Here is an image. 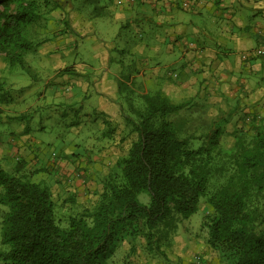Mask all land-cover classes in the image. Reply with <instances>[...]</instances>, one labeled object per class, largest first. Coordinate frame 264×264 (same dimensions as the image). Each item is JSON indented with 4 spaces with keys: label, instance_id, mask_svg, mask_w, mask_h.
<instances>
[{
    "label": "trees",
    "instance_id": "1",
    "mask_svg": "<svg viewBox=\"0 0 264 264\" xmlns=\"http://www.w3.org/2000/svg\"><path fill=\"white\" fill-rule=\"evenodd\" d=\"M61 7L57 0H0V55L10 69L28 70L26 54L51 39L47 21ZM126 92H119L120 117L133 139L102 178L91 208L63 222L49 186L30 181L20 164L9 172L0 167V262L113 264L125 244L120 264L140 247L163 256L179 220L204 200L205 243L222 264H264V124L222 134L225 117L197 135L190 102L161 90L135 102ZM66 197L61 201L76 200Z\"/></svg>",
    "mask_w": 264,
    "mask_h": 264
},
{
    "label": "crops",
    "instance_id": "2",
    "mask_svg": "<svg viewBox=\"0 0 264 264\" xmlns=\"http://www.w3.org/2000/svg\"><path fill=\"white\" fill-rule=\"evenodd\" d=\"M86 1L82 0V4ZM104 1L103 6L95 7L92 4L93 9L88 14L80 4L74 7L69 0H63L73 35L72 38H66L70 49H79V43L84 45L83 42L96 32L101 38L92 51L89 48L85 50L82 46L80 53L92 54L93 57L98 55L95 58L103 64L97 77L92 73L97 67L85 60L70 64L59 62L70 51L66 43L56 46L51 42L59 41L60 35L43 43V48L39 49V46L31 55L30 63L25 59L28 69L25 71L32 79H37L39 74L49 73V77L54 78L53 83L60 84L52 93L51 90L46 95L44 92L39 93L38 102L51 97L54 104H59L58 107L68 105L75 114L83 109L86 116L96 122V134L92 139L94 143L86 144L87 155L65 150L57 164L55 162L61 172L72 177L71 185L67 188L55 184L57 190L66 195L74 194L76 198L82 188L85 192L87 184L80 185V182L88 181L93 174L88 170L77 171L76 166L81 167V163L84 166L90 165L89 156L106 159L108 150L100 149L98 144L99 151L96 153L95 143L99 138L108 137L105 135V120L109 117L120 118L119 92L125 87L143 92L161 90L175 100L191 95L206 103H216L221 107L220 111L227 113L225 116L229 118L230 131L246 130L254 125L264 124V56H242L246 50L264 44V0H189L186 8L179 5L183 0ZM117 24L121 30L133 26L143 38L139 46L140 59L132 69L135 74L124 78L116 70L117 59L111 57L110 49L113 47L104 44L107 43L105 39L116 40L119 37L115 32ZM145 24L149 26L146 29L149 32L147 35L139 28ZM76 35L78 40H75ZM125 38L129 39V35ZM88 50L89 53L85 52ZM111 60L115 63L112 73L109 66L103 68ZM31 66L34 71H31ZM134 77H137L135 84ZM14 84L17 83L8 82V86ZM92 89L97 95L92 94ZM94 96L96 102L92 101ZM5 100L7 106L0 104V114L10 108L9 118L20 121L12 127L16 133L12 134L9 145L0 143V167L13 171L15 165L20 164L34 172L36 169L33 166L41 164V161L45 168L47 157H40L41 142L33 141L29 131L33 128L42 132L47 124L22 123L26 118V109L17 107L15 103L23 99ZM14 107L17 109H13ZM37 109L32 110L34 114L39 111ZM67 112L64 108L60 117H64ZM97 115L103 117L102 122H98ZM74 124L77 122H69V125ZM76 155H79L78 158ZM48 179L53 181L51 177ZM142 241L139 240L140 244ZM141 251V247L137 248L126 264H161L157 258H148Z\"/></svg>",
    "mask_w": 264,
    "mask_h": 264
},
{
    "label": "rangeland",
    "instance_id": "3",
    "mask_svg": "<svg viewBox=\"0 0 264 264\" xmlns=\"http://www.w3.org/2000/svg\"><path fill=\"white\" fill-rule=\"evenodd\" d=\"M59 1L61 2L60 4L62 7L53 11L49 15L46 33L48 37H51V39L60 35L61 39H59V41L54 42V40H52L51 42H53L54 45L56 44V46L66 43V47L70 49V43H68V40L66 38L73 37L72 30L68 24V17L65 6L66 4H64L65 1ZM69 1L74 7H77L80 4V7H84V12L88 14H90V11H92L93 9L92 4H95V7H97L103 6V2H105L104 0H87L86 2H83L84 4H82V0ZM110 24L112 26V23ZM148 27L149 26L147 24L139 26L140 29H143L145 31L146 35L149 33L148 30H146L148 29ZM115 32L119 34V37L116 38V40L110 38L105 39L107 43L104 44L113 47L112 49H110L111 57L112 59H117V64L114 63L116 65V70L117 72H119L118 74L122 78H124L128 77L129 75L135 74L132 69L136 66L135 62L140 59L139 46L140 42L143 41V38L138 35V31H135V28L133 26L129 29L123 28L121 30L119 28V25L117 24L115 26ZM98 35L99 34L96 32L93 37H89L83 42L84 45H82V42H80L78 45L79 49H70L67 55L64 56V60L59 62L70 64L73 61H75L76 63L77 61L85 60L93 67H97L96 70L92 71L93 75L97 77L100 74L101 66L103 64L102 62H98V59L95 58L98 57V55H95L93 57L92 54L81 55L80 53H82V46L85 47V50L86 48H89L90 50L92 48H95L101 41L99 40L100 37ZM127 35H129V39L125 38L127 37ZM75 40H78L77 35L75 37ZM49 42L47 43V46ZM41 48H43V46H40L39 49ZM90 50L85 52L89 53ZM58 53L59 55H61L60 52ZM33 54L34 52L27 53L25 56L26 61H29L30 63V58ZM55 56L56 55H54V57ZM114 64L111 60L110 64H105L103 68L109 66L111 69L109 71L112 73V71H114ZM32 70L34 71L33 66H31V71ZM135 79L137 80V77H134V84L136 82ZM0 80L3 82L4 88L2 91L4 93L0 94V104L2 106H7L5 100L6 98L12 100L15 99L16 101L17 99H23L15 103L16 105H18L17 107H23L26 109V118L22 121V123H26L28 125H40L42 123L47 124L46 129H44V131L42 132L34 130L33 128H31L29 131V134L33 141L41 142V144L39 145L41 151L40 157L44 155L45 158L47 157V166L45 167V169H41L42 162L40 161L39 163L41 164L33 166L36 171L32 172L31 169H26L24 167L21 172L26 173L29 176L28 178L30 181L41 182L49 186V189H51L52 191L53 198L56 201L57 215L62 218L63 222L67 218L68 214L79 212L83 208H91V206L96 202L99 191L101 190L102 178L109 172V170H111L115 160L126 153L129 142L133 139V136L131 134L128 137H126L125 135V133L129 131V127L124 124V121L121 119V117L118 119H110L109 117V126L104 125V128L108 129L113 126V128L115 129L112 135L106 138H99V140H96L95 143L96 153L97 151H99L97 148V146L99 145L100 149L105 148L106 150H108L106 151V159L101 160L102 158H92L91 156H89L90 165L84 166L83 163H81V167L76 166L78 169L77 171L88 170L90 174H93V177H91L88 181L80 182V185L87 184V186L85 187L86 190L84 192V188H82L74 202H63L61 201V199L64 197L67 198V195L65 194V192L61 193L60 190H57V187H54V185L56 184L59 185V187L64 186L63 188H67V186L71 185L72 177L64 172H61L57 165L55 166V162L57 164V162L62 158L65 150L73 151L76 152V154H80L83 156L87 155V152L85 150L86 144H91L93 142L92 139L95 138L94 134H96L95 120H90L86 116L83 109L77 114L71 112L68 105H65L64 107L68 111L67 114L64 117H60L64 108L58 107L59 104H54V101L51 97L43 98L41 102L37 101L39 93L44 92L46 95L50 90L52 93L55 91V87H59L60 85L53 83L54 78H50L49 73L39 74V77L34 80L30 76V74H28L20 67H14L10 69L7 65V62L2 58V55H0ZM8 82L17 84L8 86ZM126 88L127 91L131 90V92H126V94L134 99L133 101L135 102L138 100L137 97H140V94H142L143 92V90L140 89L132 90L128 87ZM92 94L97 95V93L93 89ZM172 99L174 101H188L193 104V108L190 109L192 111L187 112V114L191 113L195 119V121H193L194 126L192 127V129H194V133L197 135L202 134L207 130L210 121L224 119L226 117L225 115H227L225 111H220L221 107L217 106L216 103H206L205 101H200L196 98H193L191 95L184 96L179 100H175L173 97ZM92 101L96 102V96H94V99H92ZM17 107H14L13 109H17ZM85 107L87 109L86 105ZM9 109L8 111H2L0 114V143L3 145H9V140L12 134L16 133V131L13 130L12 127L15 124H18V121H20L17 118H14L12 120L9 118ZM31 109H37L39 111L34 114ZM96 117L98 122H102L103 117L101 118L99 117V115H97ZM71 121H76L77 124L69 125V122ZM230 130V123L227 122L222 127V134L232 132ZM8 147L5 146V148ZM78 156L79 155H76L75 157L78 158ZM100 157H103V155H101ZM40 171H42L43 174ZM48 177H51L53 181L51 182ZM75 180H77L76 177ZM67 192H71V190H67ZM139 200L142 202H146V195L140 194ZM1 208L3 207L0 205V218L2 216ZM209 212L210 208L208 207L206 202L202 200L199 204L198 210L195 213L191 214L187 219L179 220L178 228L175 235L173 236L171 244L164 249L163 256L156 253L155 258H157L161 262V264H222V258L220 257L219 253L208 248L205 243L206 229L205 227L201 226V222L204 218L203 216ZM3 248H5V246H2L0 243V249ZM126 248V244L121 247L118 254L115 255V261L113 264H120L122 262L121 258H123V255L127 250ZM145 255L148 256V258H152V255L150 254ZM0 264L3 263L0 262Z\"/></svg>",
    "mask_w": 264,
    "mask_h": 264
},
{
    "label": "built area",
    "instance_id": "4",
    "mask_svg": "<svg viewBox=\"0 0 264 264\" xmlns=\"http://www.w3.org/2000/svg\"><path fill=\"white\" fill-rule=\"evenodd\" d=\"M190 1L189 0H183L180 2V7L181 8H186L188 7ZM251 55H255V56H264V44L258 45L253 49H249L246 50L245 52L242 53L243 57H247V56H251Z\"/></svg>",
    "mask_w": 264,
    "mask_h": 264
}]
</instances>
